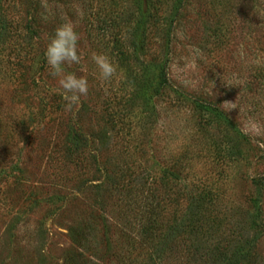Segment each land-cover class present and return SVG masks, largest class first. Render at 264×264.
I'll use <instances>...</instances> for the list:
<instances>
[{
	"label": "rangeland",
	"instance_id": "1",
	"mask_svg": "<svg viewBox=\"0 0 264 264\" xmlns=\"http://www.w3.org/2000/svg\"><path fill=\"white\" fill-rule=\"evenodd\" d=\"M148 10L0 0V264H264V0H168L143 35ZM63 23L71 110L43 55Z\"/></svg>",
	"mask_w": 264,
	"mask_h": 264
},
{
	"label": "clouds",
	"instance_id": "2",
	"mask_svg": "<svg viewBox=\"0 0 264 264\" xmlns=\"http://www.w3.org/2000/svg\"><path fill=\"white\" fill-rule=\"evenodd\" d=\"M77 42L78 34L73 25L63 23L55 28L43 54L50 75L57 79L59 90L66 101V110H71L73 105H77L80 98L88 93V81L85 76L65 71V66L81 65L82 57L78 52ZM195 54L199 55V51L195 50ZM91 60L100 81H108L114 76L115 64L106 55L93 53ZM81 71H84L83 66Z\"/></svg>",
	"mask_w": 264,
	"mask_h": 264
},
{
	"label": "trees",
	"instance_id": "3",
	"mask_svg": "<svg viewBox=\"0 0 264 264\" xmlns=\"http://www.w3.org/2000/svg\"><path fill=\"white\" fill-rule=\"evenodd\" d=\"M168 0H144V3H148V7L150 10H148L146 13H142L139 11V19H137V22L134 20L132 15H128L127 19H126V23H133V21H135V23L138 25V27H140L141 33L144 35L147 33H150L152 30L156 29L158 27V24L160 22V15H159V11L160 9L166 5ZM141 4V3H140ZM140 10V9H139ZM114 15V13H111ZM116 19V17L114 18ZM113 19V20H114ZM34 20V18H33ZM35 20H37V18H35ZM111 20V23H109L108 25H106V27L104 28V31L107 32L110 29H117L119 24H115V21ZM41 21V20H40ZM45 24H47V22H43ZM117 47H121V45L119 44V42H116L114 44ZM134 52V51H133ZM120 54L123 55L124 51L120 50ZM153 81L150 82L149 87L151 85V90L157 94L159 93V91H161L162 89H164L167 84H168V79L165 73V63L164 64H160V66L157 69V74L152 78ZM205 109H208V106L204 107ZM240 256H244V253L241 250L236 251V253L232 254L231 258L227 261V264H237V259Z\"/></svg>",
	"mask_w": 264,
	"mask_h": 264
}]
</instances>
